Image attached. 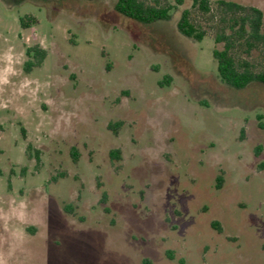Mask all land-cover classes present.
Listing matches in <instances>:
<instances>
[{
	"label": "rangeland",
	"instance_id": "1",
	"mask_svg": "<svg viewBox=\"0 0 264 264\" xmlns=\"http://www.w3.org/2000/svg\"><path fill=\"white\" fill-rule=\"evenodd\" d=\"M114 1L0 0V264H264V88L219 81L227 16L184 0L146 25ZM234 55L262 70L264 40Z\"/></svg>",
	"mask_w": 264,
	"mask_h": 264
},
{
	"label": "trees",
	"instance_id": "2",
	"mask_svg": "<svg viewBox=\"0 0 264 264\" xmlns=\"http://www.w3.org/2000/svg\"><path fill=\"white\" fill-rule=\"evenodd\" d=\"M90 1V0H87ZM170 4H161L157 0H115L113 2V11L131 21L141 24H153L155 22L167 20L170 12L184 0H172ZM193 6L197 7L203 13H209L212 10L210 0H192ZM216 7L227 16L228 32L221 31L213 38L215 43H222L221 48H214L213 58L216 61V73L218 79L224 85L240 90L251 84H258L264 88V69L255 70L253 65L245 60H238L234 55L236 47L244 43L248 48H253L256 44L264 40V14L261 9L252 5H244L232 0H217ZM38 23L33 15H24L19 18V24L22 29L29 28ZM179 32L186 37L201 40L205 32L196 27L189 20L187 11H183L177 24ZM27 59L23 63L25 73L31 72L39 67L46 57V50L38 44H33L25 49ZM165 82L169 76H164ZM161 84V81L159 82ZM122 125L121 121L110 122L107 127L116 133ZM111 160L119 159L118 149L109 151ZM221 176L217 177L216 187L221 185ZM105 201V197H103ZM66 211L67 207H64ZM217 229L220 227L213 222ZM142 264H151L148 259H144Z\"/></svg>",
	"mask_w": 264,
	"mask_h": 264
}]
</instances>
